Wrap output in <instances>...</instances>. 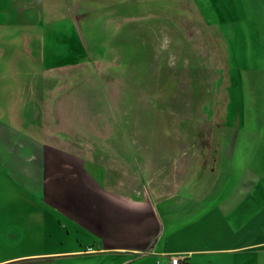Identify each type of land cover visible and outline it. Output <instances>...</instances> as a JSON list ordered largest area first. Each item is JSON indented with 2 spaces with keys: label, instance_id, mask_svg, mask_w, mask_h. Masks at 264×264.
<instances>
[{
  "label": "rangeland",
  "instance_id": "rangeland-1",
  "mask_svg": "<svg viewBox=\"0 0 264 264\" xmlns=\"http://www.w3.org/2000/svg\"><path fill=\"white\" fill-rule=\"evenodd\" d=\"M263 44L264 0H0V148L49 174L59 151L74 169L161 154L167 181L166 157L207 142L201 108L230 63L262 80L239 103L264 107ZM30 182L0 158V264H113L109 225L85 232Z\"/></svg>",
  "mask_w": 264,
  "mask_h": 264
},
{
  "label": "crops",
  "instance_id": "crops-1",
  "mask_svg": "<svg viewBox=\"0 0 264 264\" xmlns=\"http://www.w3.org/2000/svg\"><path fill=\"white\" fill-rule=\"evenodd\" d=\"M231 67L214 79L201 108L207 142L196 156L166 157L175 163L167 181L161 154L148 169L123 163L115 170L99 153L80 158L74 169L59 151L63 163L50 174L24 165L9 146L0 148V158L15 181H31L44 192L43 202L56 201L66 221L100 235L109 225L113 264H172L175 256L189 264H264V107L258 101L251 112L239 103L260 90L251 78L262 80L248 70L233 74ZM46 159L40 158L42 164Z\"/></svg>",
  "mask_w": 264,
  "mask_h": 264
},
{
  "label": "built area",
  "instance_id": "built-area-1",
  "mask_svg": "<svg viewBox=\"0 0 264 264\" xmlns=\"http://www.w3.org/2000/svg\"><path fill=\"white\" fill-rule=\"evenodd\" d=\"M171 263L172 264H189L187 261V258L185 257H180V256H175L171 258Z\"/></svg>",
  "mask_w": 264,
  "mask_h": 264
}]
</instances>
